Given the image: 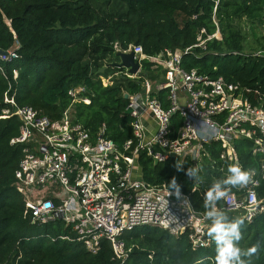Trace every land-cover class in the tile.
Instances as JSON below:
<instances>
[{"label":"trees","instance_id":"1","mask_svg":"<svg viewBox=\"0 0 264 264\" xmlns=\"http://www.w3.org/2000/svg\"><path fill=\"white\" fill-rule=\"evenodd\" d=\"M0 0V49L13 51L14 59H0V264H215L216 245L193 249L186 235L174 237L157 227H137L123 235L127 258L117 261L106 240L92 255L70 227L57 219L46 224L24 218V203L16 189L14 172L22 158V146H11L20 122L17 117L1 118L7 107L5 92L14 96L19 107L29 106L51 121L71 111L72 120L91 136L104 125V136L117 147L134 140L131 117L125 114L128 96L141 90L144 80L157 82L163 71L154 63L141 61L134 79L120 75L125 69L115 66L116 51L140 46L155 57L167 51L185 50L218 30L219 37L192 48L182 57V68L196 69L212 78H223L247 89L254 103H264V0ZM214 7L216 8L215 12ZM214 18V19H213ZM242 22L249 27L248 31ZM203 31V33H201ZM252 36L255 45L244 53V43ZM15 43L18 44L15 47ZM101 69H104L100 72ZM17 72L13 79L12 71ZM110 78L103 85L102 79ZM82 88L73 102L70 92ZM242 170L258 175V163L251 154L250 142L235 145ZM194 180L200 190L191 193L193 182L186 172L188 160L169 158L155 165L145 153L137 162L143 181L150 185L189 194L192 207L210 213L220 208V200L205 203L204 189L230 186L229 169L219 159L218 143L206 146ZM259 197H264V178L258 175ZM174 182V183H173ZM234 189L235 187H231ZM237 218L226 214L222 222ZM239 246H257L250 264H264V212L251 222L243 221Z\"/></svg>","mask_w":264,"mask_h":264},{"label":"built area","instance_id":"2","mask_svg":"<svg viewBox=\"0 0 264 264\" xmlns=\"http://www.w3.org/2000/svg\"><path fill=\"white\" fill-rule=\"evenodd\" d=\"M218 37L216 30L206 39L198 36L197 44L183 51L166 50L155 57L145 55L140 46L124 51L133 52L140 68L136 75L125 69L121 76L136 78L143 60L154 63V68L161 66L163 75L157 82L144 80L143 94L140 90L128 96L126 109H131L134 140L120 148L104 136V125L91 136L73 122L70 109L60 120L51 121L29 106H17L14 96L5 92L3 102L7 107L1 118L15 116L20 122L10 145L22 146L14 178L23 199L24 218L37 224L61 220L92 255L99 251L104 239L114 258L123 263L128 255L123 235L134 228L150 226L174 237L186 235L196 249L209 245L206 230L214 219L231 214L251 222L263 213L264 197L257 193V176L264 178V103L254 104L246 95L247 89L238 83L212 78L196 69L186 70L181 65L182 57L192 48H204L205 42ZM7 52L8 58L2 60L16 57L13 51ZM261 53L264 51L254 55ZM12 74L15 79L17 72ZM80 91L82 88L70 92L73 102L89 104L87 98H77ZM244 141L251 143V154L257 160L259 171L258 175L252 172V180L259 184L200 191L203 198L210 190L223 194L219 199L222 206L210 213L195 210L189 194L164 184L150 185L137 174L140 153L153 163L177 157L188 160L193 169H200L203 157L209 158L206 146L212 143L221 145L219 159L229 169L239 165L235 145ZM189 181L193 182L191 193L200 190L198 180L190 177Z\"/></svg>","mask_w":264,"mask_h":264},{"label":"clouds","instance_id":"3","mask_svg":"<svg viewBox=\"0 0 264 264\" xmlns=\"http://www.w3.org/2000/svg\"><path fill=\"white\" fill-rule=\"evenodd\" d=\"M197 168H190L186 175L189 177L194 176ZM253 170H242L239 165H233L229 168V177L227 183L231 187H246L250 183L254 186L259 182L252 180ZM174 183V182H173ZM218 187V186H214ZM223 194H218L216 191L210 190L206 194L205 203L213 200L218 201ZM243 221L236 219L233 222L225 223L221 219H214L207 235L216 245L217 255L215 257V264H250V257L257 252V246L248 249H242L239 246L242 237L241 226ZM207 257H201L195 264H203Z\"/></svg>","mask_w":264,"mask_h":264},{"label":"water","instance_id":"4","mask_svg":"<svg viewBox=\"0 0 264 264\" xmlns=\"http://www.w3.org/2000/svg\"><path fill=\"white\" fill-rule=\"evenodd\" d=\"M115 56L119 59V62L115 64L118 68L127 69L128 73L131 75H136L138 73V70L140 68V65L138 63V60L134 58V54L132 51L124 52V51H116ZM0 58L6 59L8 58V52L3 51L0 49ZM104 69H101L100 72H102ZM145 92L144 89L141 90V93L143 94ZM124 99H128V94H124ZM131 112V109L127 108L125 110V114L129 115ZM154 164L157 165V161H154Z\"/></svg>","mask_w":264,"mask_h":264},{"label":"rangeland","instance_id":"5","mask_svg":"<svg viewBox=\"0 0 264 264\" xmlns=\"http://www.w3.org/2000/svg\"><path fill=\"white\" fill-rule=\"evenodd\" d=\"M241 24H242L243 28H244L245 30L248 31L249 27L246 26V23H245V22H242ZM248 32H249V31H248ZM254 45H255V41H254L253 37L250 36V37L248 38L247 42L244 43V49H243V52H244V53L249 52V51H248V50H250L249 47L252 46V47L254 48ZM103 80H106V79H103ZM148 121H149V122H152L151 119H150L149 117H148ZM134 169H135L136 171H138V168H137V167H134ZM137 174H139V171H138ZM44 192H45V191H44ZM45 194H46V193H45ZM44 196H48V195H44Z\"/></svg>","mask_w":264,"mask_h":264},{"label":"crops","instance_id":"6","mask_svg":"<svg viewBox=\"0 0 264 264\" xmlns=\"http://www.w3.org/2000/svg\"><path fill=\"white\" fill-rule=\"evenodd\" d=\"M160 68H162L161 66H160ZM102 82H103V84L105 85V84H109L110 83V78H107L106 80H103L102 79ZM140 172V171H139ZM140 174V173H139ZM141 175V174H140ZM52 198H53V196H52Z\"/></svg>","mask_w":264,"mask_h":264}]
</instances>
